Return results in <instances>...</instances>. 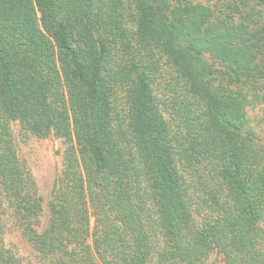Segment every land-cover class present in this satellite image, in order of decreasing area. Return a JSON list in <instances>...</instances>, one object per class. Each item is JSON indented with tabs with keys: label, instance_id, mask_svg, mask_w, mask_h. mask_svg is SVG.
<instances>
[{
	"label": "trees",
	"instance_id": "obj_1",
	"mask_svg": "<svg viewBox=\"0 0 264 264\" xmlns=\"http://www.w3.org/2000/svg\"><path fill=\"white\" fill-rule=\"evenodd\" d=\"M211 11L184 0H0V264H23L3 241L9 218L43 264H205L212 252L264 264V145L246 118L255 94L218 92L203 61L216 53L228 64L221 81L264 95L241 73H264L249 55L264 54V25L223 26ZM164 74L180 96L178 133L153 92ZM10 122L64 143L44 224Z\"/></svg>",
	"mask_w": 264,
	"mask_h": 264
},
{
	"label": "rangeland",
	"instance_id": "obj_2",
	"mask_svg": "<svg viewBox=\"0 0 264 264\" xmlns=\"http://www.w3.org/2000/svg\"><path fill=\"white\" fill-rule=\"evenodd\" d=\"M192 4H206L212 8L211 14L215 16L220 23L224 26L226 23L240 22L242 25H246L249 28H260L264 25V0H184ZM244 47L248 48L244 45ZM254 62H258L261 68L264 63V54L260 51V48L251 49ZM211 54H204L203 61L208 64L212 70L211 86H218L216 90L218 92H228L230 89H238L244 94H247V98H252V93L255 94V98L249 102L246 106L247 122L252 126L258 137V142L264 145V95L260 92L247 88L246 85L238 83L236 85L228 84L227 81L219 78L220 72L225 65L228 64L219 58V56L211 52ZM264 53V51H263ZM254 54V55H253ZM202 59H200V62ZM262 69V68H261ZM263 70V69H262ZM260 71L259 74L252 75L245 72L241 73L247 77V80H253L264 82V73ZM245 74V75H244ZM251 74V75H250ZM208 76H205L207 79ZM169 80V75L164 74L158 76L156 82L153 84V92L157 97L159 108L172 131L178 133L182 131L184 118L178 110V105L174 101L180 98V96L172 93L168 89L166 80ZM258 89L264 93V89ZM7 128L12 134L14 146L17 149L18 155L22 158L28 166L31 175L35 181L37 192L43 198V214L41 217L42 224L45 223L48 211L47 201L50 196L52 183L56 175L61 168V155L64 148V143L61 139L53 137L51 135L46 137H36L34 135L26 137L22 133L20 124L18 122H10ZM192 172V171H189ZM185 179L188 183L193 181L188 171H185ZM192 192V199L194 202H200L198 199V192L189 188ZM200 214L193 212V216L197 223H200L202 216L205 213L204 208L200 207ZM6 247L11 249L16 256H18L23 264H43L44 260L36 253L32 245L23 237L18 228L15 226L11 218L6 219V231L3 238ZM205 264H223L221 256L215 252H212Z\"/></svg>",
	"mask_w": 264,
	"mask_h": 264
}]
</instances>
